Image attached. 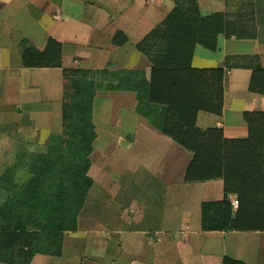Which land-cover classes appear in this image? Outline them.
<instances>
[{
  "label": "crops",
  "instance_id": "1",
  "mask_svg": "<svg viewBox=\"0 0 264 264\" xmlns=\"http://www.w3.org/2000/svg\"><path fill=\"white\" fill-rule=\"evenodd\" d=\"M197 2L203 14L225 9L224 0ZM172 8V0H0V178L18 151H44L49 136L63 131L66 87L87 103L94 134L92 186L77 229L63 233L59 255L36 253L29 264H264V230L202 225L201 204L223 200V180H185L193 154L137 112L133 91L97 90L95 78L64 79V69H80L141 70L149 80L150 62L136 44ZM49 41L60 46L61 66H25L24 48L42 52ZM249 54L264 67V42L219 37L214 51L196 46L191 65L221 68L226 57ZM224 71L221 114L198 111L195 125L242 139L243 114L264 112V95L248 91L249 70Z\"/></svg>",
  "mask_w": 264,
  "mask_h": 264
},
{
  "label": "trees",
  "instance_id": "2",
  "mask_svg": "<svg viewBox=\"0 0 264 264\" xmlns=\"http://www.w3.org/2000/svg\"><path fill=\"white\" fill-rule=\"evenodd\" d=\"M172 1L170 12L136 44L150 62L149 80L141 70L80 69H64V79L95 78L97 90L133 91L137 112L193 154L185 180H223V200L201 204L204 227L208 222L207 228L214 230H264L258 223L264 217V112H244L247 136L242 139L195 125L198 111L221 114L225 69L249 70L248 91L264 95V67L254 54L228 56L221 68L191 65L195 47L214 51L219 37L264 42V0H224V11L209 14L201 13L197 0ZM116 37L113 43L119 44ZM29 49L22 51L25 66H61L56 42L49 41L42 52ZM69 90H64L63 131L49 136L44 151H18L1 172L3 264H29L36 253L57 256L63 233L77 229V216L92 186L87 156L94 134L87 103ZM20 170L27 175L23 181L12 176ZM21 185L20 193L9 190ZM230 195L236 197L235 210Z\"/></svg>",
  "mask_w": 264,
  "mask_h": 264
},
{
  "label": "built area",
  "instance_id": "3",
  "mask_svg": "<svg viewBox=\"0 0 264 264\" xmlns=\"http://www.w3.org/2000/svg\"><path fill=\"white\" fill-rule=\"evenodd\" d=\"M231 205H232L233 208H236L237 202L236 201H231Z\"/></svg>",
  "mask_w": 264,
  "mask_h": 264
},
{
  "label": "rangeland",
  "instance_id": "4",
  "mask_svg": "<svg viewBox=\"0 0 264 264\" xmlns=\"http://www.w3.org/2000/svg\"><path fill=\"white\" fill-rule=\"evenodd\" d=\"M20 173H26V172L20 170Z\"/></svg>",
  "mask_w": 264,
  "mask_h": 264
}]
</instances>
